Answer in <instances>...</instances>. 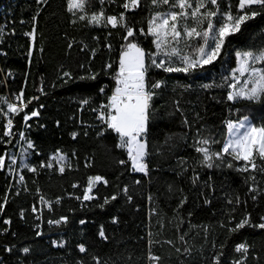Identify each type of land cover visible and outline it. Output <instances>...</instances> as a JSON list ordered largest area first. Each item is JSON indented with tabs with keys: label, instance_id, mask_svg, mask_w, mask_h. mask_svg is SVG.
Returning a JSON list of instances; mask_svg holds the SVG:
<instances>
[{
	"label": "trees",
	"instance_id": "trees-1",
	"mask_svg": "<svg viewBox=\"0 0 264 264\" xmlns=\"http://www.w3.org/2000/svg\"><path fill=\"white\" fill-rule=\"evenodd\" d=\"M172 2L86 0L84 11H70L69 0H0V264H264V160L254 154L256 169L242 171V159L204 162L196 151L221 152L229 121L264 126V96L228 100L238 53L264 51V7L218 0L213 31L208 19L180 17L179 43L158 49L149 22L179 12ZM251 11L258 14L225 39L212 63L187 73L152 65L154 58L182 66L179 56H164L173 47L197 58L227 13ZM108 16L117 17L116 27ZM185 25L208 35L188 37ZM130 43L145 53L148 83L162 82L152 89L144 133L147 174L100 119ZM29 143L28 166L18 168L10 158ZM241 244L247 253L236 251Z\"/></svg>",
	"mask_w": 264,
	"mask_h": 264
},
{
	"label": "snow or ice",
	"instance_id": "snow-or-ice-1",
	"mask_svg": "<svg viewBox=\"0 0 264 264\" xmlns=\"http://www.w3.org/2000/svg\"><path fill=\"white\" fill-rule=\"evenodd\" d=\"M40 2H45V0H40ZM103 2V0H101ZM86 0H69V10L78 9L84 11ZM132 5H138L139 0H130ZM154 4H169L170 0H153ZM211 4L216 6L217 10H207V5ZM253 5H260L264 7V0H239L238 7L243 10L245 6L251 8ZM130 4L125 3L123 7L129 8ZM172 7L179 8V12H168L162 15H157L150 20V32L152 35L157 37H164V40L157 39L156 44L157 48L161 49L163 44H166L167 37L171 36L174 43L178 44L179 39L182 35L181 31L177 30V24L173 23L168 28L169 21H177L180 17L185 19L193 18L194 20L199 17L197 22H200L204 19L209 20L208 29L213 31L214 26L211 23V18L217 15L218 11V0H196V6L193 8V4L190 0H173ZM206 9V11L201 12V9ZM191 9V12L188 10ZM255 11L250 13H244L242 15L233 16L230 12L226 14L225 22L216 29L213 36V44L207 46V40L204 41L207 47H199L197 49V58H192L188 56H180V52L176 47H173L171 51H165V57H171L173 55L179 56L181 65L180 67L172 66L170 61L164 59L157 62L156 59H152L151 63L157 68H162L165 72H185L187 73L190 69L201 67L205 64H210L214 59L219 55L221 48L223 47L225 39L232 35L235 32L240 30V26L248 19L253 18L257 15ZM103 11L97 15L91 16L92 22H99L103 17ZM80 19H84V16H81ZM121 20L123 17L120 18ZM157 21H160L157 23ZM107 23L111 24L113 27L117 25L116 16H108ZM127 35L133 36V31L131 28H127ZM3 29L0 28V34H2ZM183 34L192 37L196 36L197 38L206 37L208 31H205L203 34L198 32L195 27L189 29L186 25L183 30ZM27 35H33L28 33ZM242 57L240 72L249 71V60L253 63L257 60H264V51L259 55L254 54L252 51H245L243 53H238ZM166 63L168 66H166ZM148 68L145 64V53L135 44H129V50L124 54V57L120 61V70L117 75L118 87L115 89L114 94L109 98L110 103L106 105L109 109L107 113V118L104 114H101L100 119L107 124L108 128L117 133L121 138L120 147H127L129 156L133 160V167L136 171L144 172L147 174V165L144 163L145 156V143L141 139L143 134L147 130V120H148V109L150 107V101L153 96L152 89L160 88L162 85L161 81H157L149 84L147 79ZM251 74L253 77V87L248 89H241L237 92H230L228 95V100H234L237 98H244L248 100H256L261 96H264V71H258L255 68L251 69ZM208 87V85H204ZM231 88H235V84L230 85ZM86 102V101H85ZM9 108L12 111H15L16 108L14 105H9ZM36 115V113H33ZM248 118L245 117V120ZM11 125V121L8 122ZM227 128L229 131L230 139L223 146L222 151L218 153H209L207 148H196L197 152L203 153L204 162L211 161L213 155L217 158H220L223 154L232 156L236 160H244L247 163L245 164L242 171H248L249 167L252 170H255L257 165L254 162L253 153L255 152L256 156L264 160V126H254L248 125L245 127V123L241 122L238 125L233 124L231 121L228 122ZM243 129V131H241ZM202 144H207V140L200 141ZM32 144H28V148H32ZM134 153V154H133ZM62 159V158H61ZM15 161H13L14 163ZM123 163V161H121ZM4 165V160L0 158V166ZM207 167L211 168L212 164L207 163ZM228 167H232L231 164H228ZM35 171V169H31ZM63 168L60 169L63 172ZM264 171V169H262ZM23 180V177H20ZM94 181L101 180V177L97 176L93 178ZM138 183V181H137ZM91 189L89 188V191ZM87 195L84 199H89ZM116 197H112L115 199ZM35 210V209H34ZM67 220V218H62ZM60 221H56L59 223ZM52 223V221H49ZM84 223V221H81ZM248 223L247 220L242 221L237 225V228H242ZM261 228H264V224L260 225ZM99 235L106 239L103 230L101 229ZM80 252H85L86 249L83 245L79 246ZM28 248L24 249V252H28ZM237 252L247 253L248 249L244 244H241L236 249ZM153 259H157L153 257ZM242 264V262H240Z\"/></svg>",
	"mask_w": 264,
	"mask_h": 264
},
{
	"label": "rangeland",
	"instance_id": "rangeland-1",
	"mask_svg": "<svg viewBox=\"0 0 264 264\" xmlns=\"http://www.w3.org/2000/svg\"><path fill=\"white\" fill-rule=\"evenodd\" d=\"M157 16V15H156ZM160 21H157V23H159ZM173 23H176L177 24V21H169V25H168V28L170 29L171 25ZM151 33V32H150ZM152 35V34H151ZM213 36L214 34L210 35L209 37V40H208V44L207 46H211L214 42L213 40ZM155 43L157 41V39H161V40H164L165 38L164 37H157V36H154L152 35ZM167 43L166 44H163L162 46H166L167 44L170 43V41L172 40V37L171 36H168L167 38ZM157 45V44H156ZM206 46V47H207ZM126 53V52H125ZM124 53V54H125ZM124 54L122 55V58L124 57ZM241 59L242 57L239 55L238 56V64H237V67L236 69L234 70V84H235V88H232V92H237V91H240L242 88L245 89L246 91L248 89H251L254 85H253V77H252V74H251V69L252 68H255L256 70L258 71H264V66H261L262 62L264 60H257L253 63V61L249 60V71H246V72H240L239 69L241 67ZM256 65H259V66H256ZM237 99H244V98H237ZM235 100V99H234ZM241 122H244L245 123V127H247L248 125H253L251 120L250 119H243L241 120L240 122L238 123H233V124H239ZM228 129V128H227ZM241 131H243V129H241ZM230 135H229V131H227V139H226V142L225 144L227 143V141L230 139ZM143 140V142L145 143L146 145V142L144 140V134L141 138ZM120 142H121V138H120ZM224 144V145H225ZM124 149H126L128 151V148L127 147H123ZM206 148V147H204ZM28 145L22 147L18 153V160L15 156H11L10 160L11 161H16L17 164H18V168H24V167H27L28 166ZM129 154V152H128ZM134 154V153H133ZM255 154V152L253 153V155ZM62 158V159H61ZM145 158H146V147H145V156H144V163H145ZM131 159V158H130ZM52 160L54 162H56L60 167H62L64 164H66V162L68 161L67 158L65 156H62V155H56V156H53L52 157ZM132 161V165H133V160L131 159ZM16 165V164H15ZM135 169V168H134ZM139 172V171H138ZM90 192V191H89Z\"/></svg>",
	"mask_w": 264,
	"mask_h": 264
},
{
	"label": "built area",
	"instance_id": "built-area-1",
	"mask_svg": "<svg viewBox=\"0 0 264 264\" xmlns=\"http://www.w3.org/2000/svg\"><path fill=\"white\" fill-rule=\"evenodd\" d=\"M1 35H2V34H0V37H1ZM119 69H120V68H119ZM118 86H119V85H118V83H117L116 88H117ZM116 88H115V89H116ZM114 92H115V90L113 91L112 95L114 94ZM12 125H13L12 122H11V125H9V123H8V130L11 129ZM8 135H10V131L8 132Z\"/></svg>",
	"mask_w": 264,
	"mask_h": 264
}]
</instances>
